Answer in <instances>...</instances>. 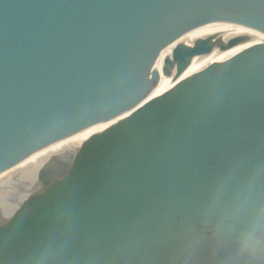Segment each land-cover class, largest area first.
<instances>
[{
  "label": "water",
  "instance_id": "95a60500",
  "mask_svg": "<svg viewBox=\"0 0 264 264\" xmlns=\"http://www.w3.org/2000/svg\"><path fill=\"white\" fill-rule=\"evenodd\" d=\"M63 4L14 19L67 10L53 28L0 30V169L133 108L175 48L167 75L248 27L238 22L264 32V0ZM42 174L44 188L0 227V264H264L246 251L253 227L264 233V45L177 84Z\"/></svg>",
  "mask_w": 264,
  "mask_h": 264
},
{
  "label": "bare ground",
  "instance_id": "6f19581e",
  "mask_svg": "<svg viewBox=\"0 0 264 264\" xmlns=\"http://www.w3.org/2000/svg\"><path fill=\"white\" fill-rule=\"evenodd\" d=\"M233 38L239 40L238 44L231 48H225L220 52V49L217 48V46L220 44L223 45V42ZM208 42L211 43L213 48H211V51L207 55L202 56L198 60L186 66L181 73H175L169 77L174 78L176 76V82H180L189 75L194 74L213 63H220L226 58H230L245 49L262 46L264 45V32L251 27L238 28L224 31L208 40ZM170 81L171 79L165 78L155 83L153 85L151 95L159 90L171 86L172 84ZM107 124H109V122L99 126L82 129L79 132L74 133V135H71L69 138L60 141L52 147L36 152L25 161H21L17 165L0 173V216L2 217L4 215V217L0 219H7L8 217L5 216L10 215L11 213V210L8 207L3 206L5 205V202L9 200V194L6 193L7 189H17L19 186L20 188L31 186L36 180L39 168L48 158L80 142L93 132L103 129Z\"/></svg>",
  "mask_w": 264,
  "mask_h": 264
},
{
  "label": "clouds",
  "instance_id": "9594fccd",
  "mask_svg": "<svg viewBox=\"0 0 264 264\" xmlns=\"http://www.w3.org/2000/svg\"><path fill=\"white\" fill-rule=\"evenodd\" d=\"M246 251L252 257L264 252V233H261L259 224L255 225L248 235Z\"/></svg>",
  "mask_w": 264,
  "mask_h": 264
},
{
  "label": "rangeland",
  "instance_id": "374dc122",
  "mask_svg": "<svg viewBox=\"0 0 264 264\" xmlns=\"http://www.w3.org/2000/svg\"><path fill=\"white\" fill-rule=\"evenodd\" d=\"M16 191H19V187L15 189ZM15 190L12 191V189H7V193L10 195L9 200H15L17 199L20 195H22L21 190L16 192ZM10 204H13L12 202H9Z\"/></svg>",
  "mask_w": 264,
  "mask_h": 264
}]
</instances>
